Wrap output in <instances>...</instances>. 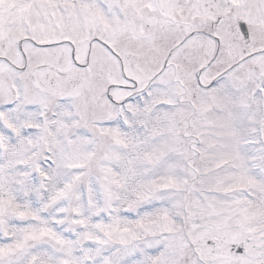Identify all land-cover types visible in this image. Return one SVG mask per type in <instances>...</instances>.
I'll return each mask as SVG.
<instances>
[{
    "label": "snow or ice",
    "instance_id": "snow-or-ice-1",
    "mask_svg": "<svg viewBox=\"0 0 264 264\" xmlns=\"http://www.w3.org/2000/svg\"><path fill=\"white\" fill-rule=\"evenodd\" d=\"M0 264H264V0H0Z\"/></svg>",
    "mask_w": 264,
    "mask_h": 264
}]
</instances>
